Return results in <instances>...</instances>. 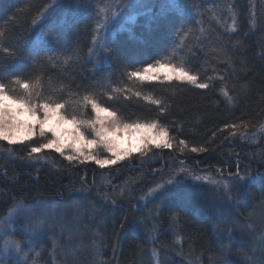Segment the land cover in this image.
Returning <instances> with one entry per match:
<instances>
[{
	"label": "trees",
	"instance_id": "1",
	"mask_svg": "<svg viewBox=\"0 0 264 264\" xmlns=\"http://www.w3.org/2000/svg\"><path fill=\"white\" fill-rule=\"evenodd\" d=\"M174 1L190 14L162 12L164 0H151L152 13L140 17L130 32L110 40L107 64L97 67L90 56L96 29V11L91 8L102 0H63L62 11L69 7L77 15L61 23L62 12H58L42 30L40 20L52 0H0V82L39 80L46 97L65 104L61 111L68 119H80L81 113L85 119H94L95 111L83 100L91 96L102 108L116 112L123 123L154 122L167 129L173 147L164 148L160 160L146 169L142 163L150 151L133 152L122 164L126 173L130 167L141 166L140 170L158 174L171 156L176 163L195 164L199 170H227L237 176L248 168L256 178L264 177V149L257 160L248 145L238 141L239 134L251 137L264 125V48L250 32L251 0ZM216 4L230 9L233 34L212 23V14L221 9ZM38 37L42 43L35 48ZM161 64L184 67L209 88L175 78L169 81L164 73L156 76L152 72ZM132 71L140 75L130 77ZM229 71L234 74L231 81L226 78ZM46 139L36 136L17 144L0 140V218L19 201L30 204L47 198L68 204L74 192L94 187L96 163L69 162L67 154L46 149L34 154L42 159L29 157L30 148ZM256 189L251 187L247 196L255 206L264 202V186L257 189L259 196ZM100 217L95 228L87 229L82 243L97 239L107 252L106 259L114 256L118 264H136L145 257V238L123 234V211L103 212ZM157 219L166 231L159 236V245L169 248L177 236L182 248L192 250L203 263L219 261L208 219L179 204L162 208Z\"/></svg>",
	"mask_w": 264,
	"mask_h": 264
},
{
	"label": "rangeland",
	"instance_id": "2",
	"mask_svg": "<svg viewBox=\"0 0 264 264\" xmlns=\"http://www.w3.org/2000/svg\"><path fill=\"white\" fill-rule=\"evenodd\" d=\"M102 1L97 8H91L96 11V29L90 56L95 59L97 67L107 64V43L120 34L130 32L140 17L153 11L151 0ZM164 2L162 12L189 13L174 0ZM62 6L63 0H52L51 7L40 20V30L58 12H62L61 23L77 15L69 7L62 11ZM215 6L221 8L220 4ZM226 7L224 5L215 15L212 14V23L233 34L232 13ZM250 7L253 20L250 32L264 48V0H251ZM41 43L38 37L34 47L39 48ZM157 69L152 73L162 75L157 74ZM233 76L229 71L226 78L231 81ZM87 132H91L86 134L88 139H95L94 132ZM239 136L240 144L246 143L254 158L259 160L264 149V130L259 129L251 137L244 133ZM163 149L153 145L147 160L142 163V169L157 163ZM93 151L102 154L99 158H114L103 145H97ZM65 154L70 153L65 150ZM130 157L118 161L116 165H97L94 187L74 192L68 204L47 198L30 204L22 201L15 203L0 218V264H118L114 256L106 259L107 252L97 239L82 243L87 229L95 228V219L111 210L126 214L123 234L141 235L146 240L145 257L136 264H264V202L255 206L247 198L251 187L260 189L264 186V177L256 178L248 168L241 170L237 176L227 170H199L195 164H178L171 156L167 157L165 170L158 174L151 175V171L140 170L141 166L139 169L130 167L126 173L122 164ZM258 192L256 196H259ZM173 204L187 207L196 216L210 221L217 250L221 254L218 262L215 258L203 263L193 256L192 250L182 248V241L177 236L172 239L171 247L159 245L158 238L166 231L158 225V214L162 208ZM16 241H20L19 250L14 247Z\"/></svg>",
	"mask_w": 264,
	"mask_h": 264
},
{
	"label": "clouds",
	"instance_id": "3",
	"mask_svg": "<svg viewBox=\"0 0 264 264\" xmlns=\"http://www.w3.org/2000/svg\"><path fill=\"white\" fill-rule=\"evenodd\" d=\"M156 71L157 74L164 73L165 76H168L174 70L158 68ZM56 103L42 93L39 80L30 83L16 78L12 84L8 85L0 82V140L27 141L39 136L47 138L46 143L55 140L56 147H64L67 144L66 150L74 155L78 154L74 148H79V151L85 155L92 153L95 147L90 148L87 141L81 143L80 133L74 128L70 129L65 125L64 120L57 116L54 107ZM53 117L56 119L53 120ZM73 117L77 119L76 116ZM101 119L106 118L102 117ZM77 120L82 122V127L85 130H91L88 123L90 119H85L82 113L81 118ZM115 123V121L108 120L104 125L110 132L114 131V136L109 137L108 133H101L107 138L106 144L114 150V153H111L114 155L131 151L136 147L143 149L144 145L151 148L153 146L151 142L160 135L158 125L151 129L136 127L128 128L126 131H116ZM261 130H264V125L261 126ZM137 134L139 135L137 136ZM95 156L98 157L99 153H96Z\"/></svg>",
	"mask_w": 264,
	"mask_h": 264
},
{
	"label": "snow or ice",
	"instance_id": "4",
	"mask_svg": "<svg viewBox=\"0 0 264 264\" xmlns=\"http://www.w3.org/2000/svg\"><path fill=\"white\" fill-rule=\"evenodd\" d=\"M0 35H2V33H0ZM159 68H167L170 70H174L173 73L171 75L165 76V79L171 81L173 80V78H175L176 80L179 81H187V83L189 84H193L196 85L198 88L200 89H208L209 88V84L208 83H204V82H198V78L196 75H191L189 74V72L187 70H185L184 67H179L176 68L175 66H167L164 64H161L159 66ZM152 69H145V71H151ZM174 74V75H173ZM140 75L139 72L137 71H132L131 73H129L130 77H138ZM225 95L227 96V93L225 92ZM233 98L231 96H228V100L231 101ZM85 106H88L89 104L91 105L92 110L95 111L96 116L95 119H90L88 121L90 128L92 131L95 132V136L96 139H88L86 136V131L83 127H82V122L75 119L74 117H72V119H68V117L66 115H64L62 113V109H64L65 104L64 103H59L57 102L54 107L56 108L57 111V116L59 118H62L64 120L65 125H67L70 129H76L77 132L80 133V142L83 143L85 141H87V143L89 144L90 148H94L97 146V144H102L104 146V148L109 152V153H114V150L111 149L110 147H108V145L106 144V137L102 136L101 133L102 132H106L108 133V136H114V131L110 132L108 130V128L104 125H106V123L108 122V120L111 121H115V130L119 131V130H124L126 131L128 128H145V127H149L151 128H156L157 127V123H134V124H127V123H123L121 121V119L117 116L116 112L114 111H109L108 108H102L99 104L96 103L95 100L92 99L91 96H84L83 97ZM156 104H160L161 102L159 100L153 101ZM105 113V115H101V113ZM106 118V119H101V118ZM56 117H53V120H55ZM122 125V128H121ZM233 127H236L237 129H239L238 125H234ZM245 129L247 128V124L244 125ZM70 135V134H69ZM139 134H137L138 136ZM30 140V139H29ZM5 141V140H3ZM7 142L9 144H17V143H22L24 141H12V140H7ZM139 143H143L142 141H138ZM156 148H172L173 147V143L171 138L169 137L168 131L167 129L164 128H160V135L151 142ZM43 149H54L55 152L60 153L62 156L65 155V150L67 149V144H65L64 147H56L55 144V140H50L47 143H43L41 144L39 147H31L30 148V152H29V157H31L32 159H42V156L39 155H34V154H40L42 152ZM150 150V148H148L147 145H144V148L141 149L140 147H136L134 149H132L131 151H125L119 155H114L112 154V157H114L113 159H100L97 156L93 155L91 152L88 154H84L81 153L79 151V148H74V151L76 153H78L77 155H74L72 153L67 154L65 156L66 160L69 162H73V161H79L80 163H84L85 161H95V163L101 167H104L106 165H116L118 161H122L124 160L126 157L131 156V154L133 152H141L142 154H146L147 151ZM203 150V149H200ZM192 151H197V149L193 148ZM14 247L19 250L20 249V241H16L14 244Z\"/></svg>",
	"mask_w": 264,
	"mask_h": 264
}]
</instances>
